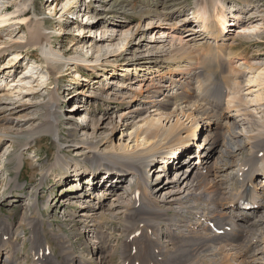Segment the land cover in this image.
I'll use <instances>...</instances> for the list:
<instances>
[{"label": "bare ground", "instance_id": "obj_1", "mask_svg": "<svg viewBox=\"0 0 264 264\" xmlns=\"http://www.w3.org/2000/svg\"><path fill=\"white\" fill-rule=\"evenodd\" d=\"M236 1L240 3L193 0L194 9L188 12L194 10L191 13L201 25L199 30L198 26L190 30L189 13L174 24V15L182 8L173 5L166 13L161 0H142L138 6L124 0H98L99 10L87 8L84 13L91 21L82 27L90 33L89 39L77 45L85 51L83 56L55 53L50 36L42 32L43 20L26 24L24 45L11 44L2 50L1 59L8 50H38L53 75L81 62L90 74L104 78L99 82L85 76V81L98 84L87 94L88 100L102 102L103 109L95 113L84 108L82 100L74 104V113L80 112L84 122L81 127L72 123V109L60 112V96L54 90L38 106L30 104L28 109L34 107L35 112L11 113L4 119L0 146L6 140L11 147L19 145L18 140L25 138L14 155L18 159L16 176L9 180L14 189L21 188L18 174L25 166L23 148L50 136L58 154L42 173L37 191H31L27 199L11 195L8 201L3 200L7 205L23 207L17 225H23L30 234L22 263L17 257L22 246L17 226L10 221L0 223L9 237L6 240L0 235V264H27L28 256L37 264L44 254H48L50 264H114L113 244L118 239L120 264H264V181L257 182L262 174L254 175L264 170V61L242 60L234 52L244 42L257 40L258 44L262 40L264 19L250 8L248 0ZM122 2L132 15L123 12L127 10ZM117 8L122 10L119 21L97 20L107 16V10ZM6 21L0 15V25ZM257 21L261 24L252 25ZM230 27H236V34H230ZM140 32L147 40L134 43ZM14 55L18 61L12 66L17 67L23 58L20 53ZM122 56L129 59L121 63L124 72L111 83L105 82L111 78L104 72L118 71L116 62ZM9 70L11 67L2 66L0 73ZM246 72L255 74L248 83L263 87L248 101L243 95ZM4 87L7 90L6 84ZM7 104L4 110L12 112L14 109L7 107L13 103ZM32 115L37 116V123L22 128ZM62 116L70 119L66 131V147L74 154L70 158L61 153ZM15 126L20 128L13 130ZM121 127L120 136L114 138ZM198 138L201 143L192 153ZM182 154L188 155L184 156L188 157L186 168L171 167ZM5 160L10 163L12 159ZM173 172L175 176L170 179ZM50 176L60 179L57 186L61 190L69 189L61 197L63 207L59 209L64 212L61 217L74 226L70 235L52 228L46 218L48 214L43 211L49 208L50 196L43 202L38 199L37 193L45 189ZM250 177L255 178L253 183ZM116 186L119 189L114 192ZM243 203L259 205L263 211H243ZM67 207L70 210L64 211ZM51 214L54 217L58 212ZM246 214L256 215L244 224ZM109 221L120 224L119 229L107 228ZM47 237L55 240L61 261L53 259L54 249L44 243ZM70 254H76L77 261H70Z\"/></svg>", "mask_w": 264, "mask_h": 264}, {"label": "rangeland", "instance_id": "obj_2", "mask_svg": "<svg viewBox=\"0 0 264 264\" xmlns=\"http://www.w3.org/2000/svg\"><path fill=\"white\" fill-rule=\"evenodd\" d=\"M97 1L98 0H50V1L0 0V15L4 16V18L7 20L3 25H0V54L3 55L2 50L8 48L11 44L24 45L27 38V32L25 30L26 24L34 20H43L45 24H44V30H42V32L50 36V46L53 48V51L55 53H60V54L65 53L67 55H70L71 58L77 56H83L85 51H80L77 48V45L79 46L80 45L79 43H81L83 39H89L90 33H88L82 27L90 25V21H91L85 18L84 13L87 12L86 11L87 8H90L91 10L97 9L96 8ZM124 1L131 4L135 3L138 6L142 0H124ZM155 1L156 0H152V2ZM161 1L165 3L166 13L170 11L168 9L172 8L173 5H176L178 8H182L177 14L174 15V19H175L173 22L174 24H178L181 20L183 21V19H185L184 17L187 15L188 9H194L193 0H161ZM228 1L231 3H235V2L240 3L236 0H228ZM248 1L250 8L253 7L255 10L259 11L260 18L264 19V0H248ZM122 4L125 6V9L127 10L123 12H126L127 16L132 15L131 12L128 11L129 6H126L123 2ZM64 7H66V10H63ZM24 12L28 14L26 17L22 16ZM121 12L122 10H119L118 8L113 10H107L106 13L109 14L103 17L102 18L103 20L100 18H97V20H100V22L107 20H109V22H112V20L119 21L117 17L120 16L119 14ZM23 18L26 19L25 22L19 21L20 19ZM260 18L258 17V19ZM262 22L264 23V20ZM260 24L261 22L257 21L254 22V24L252 25H260ZM231 28L232 30L230 31V34L231 35L236 34V31L235 32L233 31L234 29H236V27H230V29ZM141 32L134 39V43H138L139 40L141 41L142 39H143L142 42H145V40H147L146 39L147 35H144V37L142 38ZM261 37L262 40H260L258 44H255L256 42H258L257 40H254L252 42H244L243 44L236 46L234 52H236V54H240L242 60L249 59L248 61L250 62L260 61L259 64H263V62L261 61H264V44H263L264 35H261ZM15 53L22 54L21 56L23 58L21 63H16V66L18 68L12 66L14 62L18 61L17 59H15V55H14ZM5 55L6 57H4L3 59L0 58V68L2 66L11 67V70H9L8 72L6 71L4 73H0V127H3V123H5L3 122L5 121L4 119H7V115L11 113L22 115L25 113L30 114L32 111L35 112V109H33L34 107L28 109L30 107V104L32 106H38L40 102L46 99V96L50 90L56 91L60 96L59 104H60V112L62 113L66 112L69 109H72L71 113H74V111H76L77 108L74 107V104L78 103L81 100H82L81 104L84 105V108H86L88 111L94 110V112L97 113L98 112L97 110L99 108L103 109L102 102L96 100L97 102L95 103L94 101L88 100L87 94H89L90 91L93 90V87L97 86L98 84L85 81L86 80L85 76L91 78L92 77L97 78L99 82L104 77L99 76V74H93V75L90 74L85 68H83L84 67L83 63L80 62V64L65 66L61 70L60 74L53 75L52 73H49V71L47 70L38 50H32L30 48H27L25 50H21V49L8 50L6 51ZM88 56H89L88 58L91 59L90 54H88ZM117 61L118 62H116V64L120 65L118 66L119 67L117 69L118 71H112L113 69H111L109 72L105 71L104 73H106V75H108V77L111 78L110 80L108 81L106 80L105 82L111 83L114 80V78L118 79L121 71L123 73L125 70V65L124 66L123 64L121 65L122 61H124L123 63H126L127 61H129V59L122 56L119 57ZM26 64L28 66H26ZM12 69H15V71H13ZM130 70L133 71L132 67H130ZM207 71L210 70L207 69ZM257 72L259 71H256V73ZM28 73H31V75H28ZM129 74H132V72H129ZM254 75L255 74L252 75L248 74L247 72L244 75L243 95L246 96L247 101L254 99L256 91L263 90L262 86L259 87L256 84L248 83L247 80L249 78H252ZM91 78H87V80H90ZM56 81L57 83H55ZM5 84L6 86H8L7 90H4ZM40 84H43V86H41ZM35 91H39V93L37 95L32 94ZM83 94L86 95L82 96ZM75 95L77 96L74 97ZM78 97L79 99H77ZM7 103H11V104L13 103V105L7 107V109H14L12 112L4 110L3 106L8 105ZM22 104H26V106H22ZM32 116L33 119L30 122H28L26 125L22 126V128H25V126H27L28 124L37 123V119H36L37 116L36 115H32ZM80 116H81L80 112L74 113L72 118L73 121L72 123L75 124L76 122L80 124L81 127L84 124V122ZM69 120L70 119L68 118L66 120L65 116L64 117L62 116V118L60 117L59 119V128L63 136L62 142H64L62 145L61 153L68 158L73 157L74 155L73 152H71L73 149H68L66 147L67 146L66 142L69 140L67 139V132H66L69 128L67 126V122ZM14 125H16V122H14L13 126ZM19 128L15 126V128L13 127V130H17ZM122 130H123L122 127L119 130H117L114 134V138L119 137ZM77 138H79V135L77 136ZM24 141L25 138L19 139L18 140L19 145L13 144L11 147L10 142L6 140L3 143V145L0 146V223H3L5 221L13 222L15 226H17L16 230H18V235H17L18 240L19 237L22 238L24 236L26 237V235L29 236L28 235L29 230L27 228H25L23 225L20 226L17 225L18 224L17 222L18 221L20 222V219L22 217L21 214L23 211V207H19L18 205H15L13 203L7 205L3 200L6 199V201H8L11 195L12 196L20 195V197L22 195L24 196V199H27L26 195H29L31 191L33 190L37 191L38 187H36V185L40 182L42 173L45 172V170L54 163V158L58 154L56 148L57 144L54 141V139H52L50 136H42L40 139H37V141L34 140L31 142L29 146L23 148L22 154H23V160L25 166L22 167L21 172L18 174V182L21 185V188L14 189L13 188L14 185L12 183L9 184L10 178H14L16 176L15 168L18 165V159L15 158L14 155L15 152L20 151V149L22 148L21 144ZM200 143H201V139L200 138L196 139V141L193 142L192 148L194 150L192 149V151H196L195 149L199 148ZM3 155H5L4 158ZM5 158H10L12 160L10 163H7ZM184 163L185 162H182V166L180 168L182 169L186 168L184 167L185 166ZM53 172H56V170H54ZM73 173L74 172H70V175ZM174 176L175 175L173 174L170 177V179ZM86 178L87 175H85V177L83 176L82 181H84ZM163 178L164 177H162L161 179L163 180ZM66 179L68 178L67 177L64 178L63 182L66 181ZM163 181H165V179ZM60 183H61L60 179L58 180L55 176L48 177L45 189L37 193V195L40 196L38 197V199L43 202L48 198V196H50V198L48 199V206H50V204H52V202L54 203L55 200L64 197L66 190L67 192H69V189L61 190V188L57 186L60 185ZM118 189L119 188L117 187L114 188L113 190L114 192H116L115 190ZM31 196H33V194ZM22 202H24L23 199ZM91 205L93 207L95 203H92ZM54 207L56 208V206ZM67 210H70V207H67L64 211ZM50 211L49 212L46 210L43 211L44 214H48L46 218L47 219L49 218L50 222L51 220L53 221L57 219L59 221V224L54 225L55 228L58 227L64 230L68 235H70L71 233H68V231L69 232L74 231V226L72 225L71 221H69L68 218L63 219L61 217L63 219L61 223V220L58 219L59 213L53 217ZM110 226H113L114 229H119L120 224H118L117 222L109 221L107 222V228H110ZM0 235H3L6 240L9 239V237L4 234L3 228L0 229ZM8 235H10V237L11 236L13 237L12 234H8ZM47 239H48L47 244L49 245V247L53 248L54 253H56L57 244L54 242L55 240L52 241L50 237H47ZM10 240H12V238H10ZM113 243L114 241L112 240V244ZM20 245L21 244L19 243V246ZM81 248H82V252L85 253L86 248L84 246ZM28 249H29V245L27 242L24 245V247L23 248L21 247V250H19V252L17 253V257L20 258V262L24 263V261H22L21 259L24 258L23 254L25 255L28 252ZM114 251L116 252L115 253L116 256L114 258L115 261L114 264H120L118 259L119 258L118 255L120 252L119 246H117L116 248L114 247ZM55 256H57V254ZM27 258L25 260L27 264H32L27 261Z\"/></svg>", "mask_w": 264, "mask_h": 264}, {"label": "built area", "instance_id": "obj_3", "mask_svg": "<svg viewBox=\"0 0 264 264\" xmlns=\"http://www.w3.org/2000/svg\"><path fill=\"white\" fill-rule=\"evenodd\" d=\"M56 213H57V211H56ZM59 215H64V214L61 213V214H59Z\"/></svg>", "mask_w": 264, "mask_h": 264}]
</instances>
